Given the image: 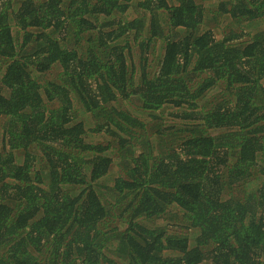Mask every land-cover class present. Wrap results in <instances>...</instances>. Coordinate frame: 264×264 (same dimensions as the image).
I'll use <instances>...</instances> for the list:
<instances>
[{
  "label": "trees",
  "instance_id": "obj_1",
  "mask_svg": "<svg viewBox=\"0 0 264 264\" xmlns=\"http://www.w3.org/2000/svg\"><path fill=\"white\" fill-rule=\"evenodd\" d=\"M0 129V264H264V0H0Z\"/></svg>",
  "mask_w": 264,
  "mask_h": 264
},
{
  "label": "rangeland",
  "instance_id": "obj_2",
  "mask_svg": "<svg viewBox=\"0 0 264 264\" xmlns=\"http://www.w3.org/2000/svg\"><path fill=\"white\" fill-rule=\"evenodd\" d=\"M18 2H15L14 3V5H16ZM41 79H43V77H41ZM215 91H211V94L210 95H212L213 93H214ZM171 113H173V110L170 108V107H165L161 112H160V117H161V120H160V122H162L163 124H162V128H163V130H165V128H167V127H169V126H171L172 124H175V123H173L174 122V118H173V116L171 115ZM139 117H142V119L143 118H146V115H144V114H137ZM157 115V114H156ZM144 120V119H143ZM146 122H148L149 123V121H148V119L146 118V120H145ZM2 131V129H0V132ZM100 135H102V134H100ZM93 136V135H92ZM93 139L96 141V142H102V143H105V142H107V141H111V139H110V137L108 136V135H102V136H99V137H97V138H95V137H93ZM151 139H153L152 137H151ZM141 151V147H140V145H138V147L136 148V150H135V154H137V153H139ZM114 156V160H115V163H114V166H113V168L111 169V174H110V176H109V179L106 181L105 179H103L102 180V182L103 183H107V182H109V181H111L112 179H113V176H115V175H117V173L119 172L120 173V171L118 170V159L116 158V156L115 155H113ZM116 177V176H115ZM114 177V178H115ZM170 211H173L174 212V210H170ZM165 224H171V223H168V222H166V221H163V220H156L154 223H151V225H155V226H164ZM195 233L193 232L192 233V235H194ZM262 261H264L263 259H262Z\"/></svg>",
  "mask_w": 264,
  "mask_h": 264
}]
</instances>
